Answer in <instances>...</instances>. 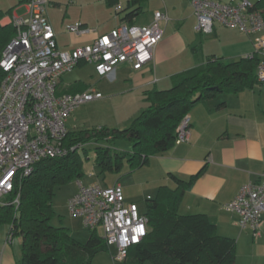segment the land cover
<instances>
[{"label":"built area","instance_id":"1","mask_svg":"<svg viewBox=\"0 0 264 264\" xmlns=\"http://www.w3.org/2000/svg\"><path fill=\"white\" fill-rule=\"evenodd\" d=\"M45 4L25 0L26 14L14 20L17 33L0 62L5 74L0 84V203L5 205H19V195L9 203L3 202L38 162L68 153L64 141L69 133L67 120L73 111L104 97L93 86L81 93L58 95L62 76L85 64L93 65L100 78L111 81L121 65L142 70L153 61L163 38L161 24L168 20L165 14L156 12L148 25L123 23L98 36L92 44L61 51L45 15ZM190 4L197 19V32L211 34L217 23L253 38L254 53L249 58L258 57L257 81L264 87V11L255 9L249 0H190ZM115 10L121 11L120 6ZM68 31L78 35L88 32L81 24L69 26ZM189 125L186 116L177 129L176 145L189 141ZM68 208L73 217L82 219L86 229L103 232V241L116 250V263L125 262L129 249L148 234L147 217L137 204L126 201L118 183L102 187L79 182ZM224 210L238 215L242 230H250L255 240L260 238L264 173L258 182L244 185Z\"/></svg>","mask_w":264,"mask_h":264},{"label":"trees","instance_id":"2","mask_svg":"<svg viewBox=\"0 0 264 264\" xmlns=\"http://www.w3.org/2000/svg\"><path fill=\"white\" fill-rule=\"evenodd\" d=\"M106 1L111 8L120 4V0ZM143 1L129 0L122 11L124 23L135 25V20L143 13ZM260 7L261 1L255 4V9H262ZM11 12L0 11V62L17 33L14 25L1 24ZM258 63L257 56L234 62L212 56L204 64L175 76L171 88L145 91L148 108L130 127L69 130L64 141L68 153L38 162L33 172L18 182L14 192L3 202L9 203L19 195V205L0 203V227L8 225L9 234L22 239L20 264H92L94 256L104 251L106 245L96 233L91 232L87 242L82 244L74 240L67 229L52 225L56 189L83 177L85 145L99 146L97 163L106 172L120 173L126 161L131 172L139 170L152 157L163 155L176 145L177 129L196 104L220 94H237L258 84ZM4 77L0 67V84ZM89 87H61L57 94L81 93ZM223 106L220 104L219 108ZM121 140L132 145L131 152L123 154L113 149ZM201 174L188 180L171 174L177 187L161 186L156 196L147 200L148 234L140 244L129 249L125 262L134 255L137 264L149 260L154 264H236L234 238L221 236L206 214L179 213L184 191L191 188Z\"/></svg>","mask_w":264,"mask_h":264},{"label":"crops","instance_id":"3","mask_svg":"<svg viewBox=\"0 0 264 264\" xmlns=\"http://www.w3.org/2000/svg\"><path fill=\"white\" fill-rule=\"evenodd\" d=\"M219 1L230 3L232 0ZM103 2L106 5V16L110 20L106 21V32L99 33L96 29H89L86 23H81L88 32L78 35L66 32V29L68 41H63V29H54L61 51H72L92 44L98 36L124 23V16L120 18L119 15L123 14L129 0H120L119 13L109 7L106 0ZM142 8L148 16L145 25L153 21L156 12L167 16V22L161 24L162 41L156 48L153 61L142 70H133L130 65L124 64L112 76L113 81L117 77L120 83L123 80L129 81L125 92L138 93L140 104L144 100L145 91L171 88L175 76L204 64L212 56L234 62L254 53L252 37L242 33L234 34L239 31L224 28L217 23L213 32L203 37L197 32V19L190 0H144ZM8 10L12 12L1 21L3 26L14 25L16 18L26 14L25 2L21 1ZM18 10H23V13L19 14ZM112 10L115 12L114 20H111ZM138 18L135 25L138 24ZM220 104L224 106L219 108ZM187 116L190 124L189 141L175 145L163 155L152 157L139 170H129L134 174L131 177L135 179L140 191L148 192L147 198H154L161 186L172 189L177 187L170 178L171 174L188 180L202 172L193 186L184 191L179 213L206 214L217 226L221 236L234 238L240 244L250 239V236L239 231L238 215L227 213L224 206L238 195L244 185L258 182L264 173V87L258 83L237 94L206 98L196 104ZM117 124L106 123V127L117 128ZM130 184L122 187L126 201L135 197V191L131 189L136 185L131 187ZM127 202L137 204L134 201ZM262 221L261 237L254 244L257 246L264 245V216ZM0 264H18L17 254L10 241L0 245Z\"/></svg>","mask_w":264,"mask_h":264},{"label":"rangeland","instance_id":"4","mask_svg":"<svg viewBox=\"0 0 264 264\" xmlns=\"http://www.w3.org/2000/svg\"><path fill=\"white\" fill-rule=\"evenodd\" d=\"M21 1L25 0H0V10L11 9L16 5H19ZM46 1L45 15L53 29H63V41H68V35L66 34L68 27L75 24L86 23L89 29H96L99 33L106 32V27H108L106 26L108 25V23L106 24V21L109 22L110 20L106 16V5L103 0ZM249 1L255 4L261 1L260 8H262L261 10L263 11L264 0ZM146 5L147 4H145V6ZM122 6L124 8L126 7L124 5ZM18 11L19 14L23 13V10ZM114 13L115 12L112 10L111 14L113 15L111 20L115 19ZM122 16H124V13L119 15L120 18ZM147 18V13H143L138 18L137 25H145L144 21ZM234 34H240V32ZM208 35L209 34H202L203 37ZM126 81L127 80H123L120 83V79L118 80V77L115 81H108L107 78H100L96 74L94 66L91 64L75 67L73 70L65 73L61 78L59 88L93 86L101 91L104 96L100 100H96L76 108L67 120L68 129L72 131H80L84 129L94 130L100 127L106 128V123H118L117 128L119 129L130 127L133 120L139 116L142 111L148 108V103L145 100V96L144 100L140 104L138 93L131 94L125 92L128 88L127 85L130 83L129 81ZM104 145L106 146V144ZM98 147L99 146L94 143L84 146L82 150L83 177L81 179H74L68 184L56 189V194L52 202L55 212L52 225L57 228L67 229L71 237L82 244L87 242L89 236L91 235V231L84 227L81 218L73 217L68 208L69 199L76 194L79 188V182H82L86 186L98 184L102 187H111L117 183H120L124 188L127 183H131V187H134L135 185L137 186L136 181H134L135 179H132L131 177L134 174L129 171L130 169L127 161L124 163L123 169L120 173H111L109 170L106 172V169L101 164L97 163L96 150ZM113 149L118 153L120 152L125 154L127 152H131L132 145L128 141L121 140L116 142ZM114 159L115 155H113V161ZM136 186L131 189L135 191V197L130 200L127 199V201H134L137 203L140 211L145 214L147 211L146 202L147 200H150L147 198L148 192L146 193L144 191H140V188ZM239 231L248 233L250 239L248 238L240 244H238L239 242L237 241L236 264H264V245H254L256 242L251 231L241 230L240 228ZM9 232L10 227L8 225L0 227V245H3L4 242L10 241L17 254L18 264H20V260L23 255L22 239L19 236L10 235ZM96 234L98 237L103 239V232L100 229ZM104 245H106L104 251H101L94 256L92 264H137L134 255H131L126 262H114L113 255L116 253L115 248H109L105 242ZM252 256L255 258L253 259ZM143 264L154 263L149 260Z\"/></svg>","mask_w":264,"mask_h":264}]
</instances>
